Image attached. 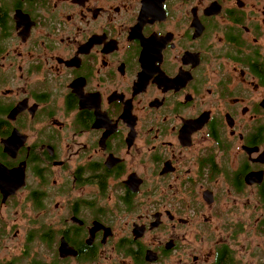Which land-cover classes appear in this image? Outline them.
Returning a JSON list of instances; mask_svg holds the SVG:
<instances>
[{
	"label": "flooded vegetation",
	"instance_id": "1",
	"mask_svg": "<svg viewBox=\"0 0 264 264\" xmlns=\"http://www.w3.org/2000/svg\"><path fill=\"white\" fill-rule=\"evenodd\" d=\"M263 209L264 0H0V264H214Z\"/></svg>",
	"mask_w": 264,
	"mask_h": 264
},
{
	"label": "rangeland",
	"instance_id": "2",
	"mask_svg": "<svg viewBox=\"0 0 264 264\" xmlns=\"http://www.w3.org/2000/svg\"><path fill=\"white\" fill-rule=\"evenodd\" d=\"M212 235V249L227 245L234 251L236 264H264V229L258 230L244 211H238L233 230L229 228L228 220L222 217L213 219Z\"/></svg>",
	"mask_w": 264,
	"mask_h": 264
},
{
	"label": "trees",
	"instance_id": "3",
	"mask_svg": "<svg viewBox=\"0 0 264 264\" xmlns=\"http://www.w3.org/2000/svg\"><path fill=\"white\" fill-rule=\"evenodd\" d=\"M234 262V255L231 254L230 249L227 247H221L219 251V255L216 258V261L214 264H232ZM37 264H41V262H38Z\"/></svg>",
	"mask_w": 264,
	"mask_h": 264
},
{
	"label": "water",
	"instance_id": "4",
	"mask_svg": "<svg viewBox=\"0 0 264 264\" xmlns=\"http://www.w3.org/2000/svg\"><path fill=\"white\" fill-rule=\"evenodd\" d=\"M62 249H63V244H62Z\"/></svg>",
	"mask_w": 264,
	"mask_h": 264
}]
</instances>
